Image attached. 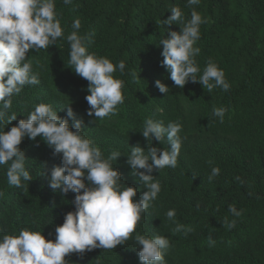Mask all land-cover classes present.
I'll return each instance as SVG.
<instances>
[{
    "label": "trees",
    "instance_id": "1",
    "mask_svg": "<svg viewBox=\"0 0 264 264\" xmlns=\"http://www.w3.org/2000/svg\"><path fill=\"white\" fill-rule=\"evenodd\" d=\"M54 3L64 35L47 50L33 49L27 54L25 62L32 63V74H38L40 83L25 85L19 95H13L12 108L0 121V133L27 120L41 103L51 105L75 131L74 120L67 116L70 106L75 119L83 121L82 135L100 147L104 159L114 151L121 153L113 167L120 172L123 187L137 189V202L148 189L127 160L132 148L148 149L149 141L142 135L144 122L162 121L165 127L178 123L182 140L177 166L151 173L154 182L161 184V192L142 214L132 238L112 250L70 254L67 264H141L142 246L136 244V235L167 238L170 247L164 254L165 264H264V0H200L191 7L189 0ZM174 7L181 8L185 21L191 19L193 10L206 21L194 45L200 49L194 57L200 69L197 78L211 61L224 71L230 90L215 88L210 93L191 80L183 89L174 85L170 70L162 66L163 45L159 44L171 31L181 30L179 24L165 23ZM77 19L81 21L78 34L91 36L92 42H86L89 54L110 59L117 65L115 78L124 81V103L117 115L103 120L87 115L89 82L68 65L67 37ZM121 61L126 65L123 74L118 67ZM158 80L169 92L159 91ZM214 108L227 109L222 123L213 115ZM13 114L17 119L8 125ZM151 146L161 152L170 148L167 136L163 143L153 139ZM20 148L32 180L22 179V188L10 186L11 161L0 164V242L5 235H19L25 229L55 241L56 228L76 211V193L65 195L62 188L54 191L49 186L52 169L63 166L62 154L55 155L43 137L25 136ZM216 167L220 174L209 182ZM86 176V185L92 187ZM232 205L243 210V215L235 217L229 211ZM169 210L176 211L174 221L167 218ZM225 217L229 223L235 220L236 226L224 227ZM177 224L194 231L174 233ZM209 236L214 247L209 246Z\"/></svg>",
    "mask_w": 264,
    "mask_h": 264
},
{
    "label": "clouds",
    "instance_id": "2",
    "mask_svg": "<svg viewBox=\"0 0 264 264\" xmlns=\"http://www.w3.org/2000/svg\"><path fill=\"white\" fill-rule=\"evenodd\" d=\"M72 0H64L70 4ZM200 0H189V7L198 5ZM172 15L165 21L169 26L173 23L181 26L180 31H171L170 36L161 40L163 45L162 66L170 70V79L174 85L183 89L191 80L200 83L208 91L215 88L230 90V84L225 79V73L217 64L209 62L200 72L194 57L200 49L194 47L200 39V26L206 21L195 10L191 12V19L185 21L180 7L171 9ZM74 31L68 35L70 44L69 66L77 75L89 82L86 97L89 105L87 115L103 120L118 114V106L124 103V81L117 79L114 73L115 65L106 57L89 54L87 43H91V36L79 35L81 21L75 20L72 25ZM61 22L56 18L54 0H0V121L12 108L13 95H19L25 85H38V74H32V63L25 62L30 50L45 49L63 37ZM87 42V43H86ZM121 74L124 73L125 63L118 65ZM133 77L136 74L132 73ZM135 82H139L136 79ZM161 93L169 92V88L161 81L156 82ZM227 112L225 108H214L213 115L223 122ZM67 116L74 120L75 131L70 127L67 119H62L53 107L46 103L37 105L30 112L27 120L21 119L18 125L10 131L0 133V164H8L7 179L10 186L22 188V179L31 181L32 177L25 170V154L20 145L25 138L36 140L43 137L44 141L54 149L55 155L62 154L63 166L52 169L50 188L60 190L63 194L76 193V211L66 215L62 226L56 228L55 241L48 240L39 231L23 230L19 235H5L0 242V264H67L66 257L78 253L101 248L115 249L126 244L136 232L142 214L149 209L151 203L161 192L159 181L154 182L151 174L154 169L166 167L175 168L180 154L182 140L178 133L181 126L172 122L164 126L162 121L148 119L144 122L142 135L149 141L147 151L141 146L132 148L127 164L148 189L137 202V189L126 188L121 184V174L113 167L121 153L114 151L104 159L99 146L82 135L83 121L75 119V113L69 106ZM17 119L11 115L7 124ZM165 136L170 146L162 152L153 147L152 140L164 142ZM151 161V163H149ZM212 161H209L211 164ZM144 171H140V170ZM67 173V175H65ZM86 179L92 185L85 183ZM220 174L219 167L213 168L208 177L209 182ZM239 179V178H237ZM63 186V187H62ZM2 195V193H0ZM229 211L235 216L243 215V210H237L235 205ZM175 210L167 212V218L174 221ZM223 226L234 228L236 221L229 223L227 217ZM183 231L185 235L193 232L191 227L177 224L174 233ZM135 242L142 246L138 255L141 264H165L164 254L169 249V240L162 236L155 238L147 235H136ZM209 246H215V241L209 236Z\"/></svg>",
    "mask_w": 264,
    "mask_h": 264
}]
</instances>
